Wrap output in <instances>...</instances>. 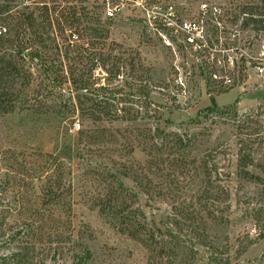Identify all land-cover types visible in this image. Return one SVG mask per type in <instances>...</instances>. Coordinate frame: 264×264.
<instances>
[{"label":"rangeland","instance_id":"obj_1","mask_svg":"<svg viewBox=\"0 0 264 264\" xmlns=\"http://www.w3.org/2000/svg\"><path fill=\"white\" fill-rule=\"evenodd\" d=\"M134 1L0 0L17 13L0 40V102L12 104L0 109V264L23 254L27 236L33 264H147V235L116 228L107 211L117 180L138 195L147 221L194 210L230 264H264V237L234 254L237 237L255 235L243 212L259 187L238 178L235 155L240 144L264 164V37L238 32L222 49L237 26L214 17L235 0ZM116 4L121 11L106 18ZM196 18L209 24H195L199 37L188 44L184 28ZM85 26L102 38L84 36ZM41 32L57 45L41 43ZM34 50L41 56L31 62ZM12 67L30 74L28 86ZM113 108L126 120L103 113ZM196 250L192 260L177 250L152 264H207Z\"/></svg>","mask_w":264,"mask_h":264},{"label":"trees","instance_id":"obj_2","mask_svg":"<svg viewBox=\"0 0 264 264\" xmlns=\"http://www.w3.org/2000/svg\"><path fill=\"white\" fill-rule=\"evenodd\" d=\"M101 4L102 6L106 7V0H101ZM228 5L230 6H226V9L223 11V13H218V16L214 17V19L216 18L215 22L224 20L230 27L237 26L235 35L228 33L227 37L225 38L224 44H222L223 50L232 47V43L237 41L236 35L238 32H250L254 35V37H264V0H235L234 3H232V1L228 2ZM3 8V6H0V21L5 23V27L1 28L0 26V40L2 39L1 37L9 36L15 31L14 19L17 16V13H9V11L6 12V10H3ZM203 9L206 10L208 8L204 7ZM212 9L215 10L214 8ZM213 10L208 11L212 12ZM198 19L199 18L194 19V23L192 24H209L208 22H202L201 19ZM38 25L39 24H36V27ZM43 32L47 34V32ZM82 32L84 33V36L88 35V38L90 39L102 38L101 32L95 27L85 26L82 28ZM44 33L41 32L40 34L43 35L40 41L41 43L47 42L49 44L52 43L53 45H57L55 39L52 38V36H45ZM19 35V33L16 34L15 41H18ZM21 51L22 49H18L16 54L22 55ZM27 55L29 61L31 62L40 60L41 56L38 50L28 52ZM1 63L2 60L0 59V64ZM2 70L3 67L0 66V72ZM12 71L14 73V77L21 81V88L30 84V74L21 72L14 67H12ZM87 84L88 83L86 82L81 84L79 89L86 92ZM95 84L96 83H93V85ZM99 89H102V87L99 86ZM105 94L110 96L114 95L115 93L112 92V89L108 88V90L105 91ZM144 94V97L148 96V92H145ZM0 103H2L0 109L3 111L12 108V104L10 105L3 102ZM210 104H214L212 100L210 101ZM103 113L107 115L111 121L126 120V117L121 114L123 113V110H118L117 108L106 109L103 111ZM156 130L157 127L153 129V132ZM98 132L99 135L94 136L95 139H99L101 137L102 131ZM147 132L150 133L149 130H147ZM153 132L151 133L152 136ZM140 135L141 134L138 133L140 139L142 141L145 140V138L141 137ZM148 139H150V136ZM166 149L170 150V147ZM235 161L236 175L238 178L249 183H253L259 187L255 193V196L257 197H255V204H251L250 207L248 206L249 208H246L243 212L244 216L249 218L252 222L255 235L250 237L248 234H244L236 238L234 254L236 258H239L249 247L264 237V164H254L252 150L250 148L243 147L240 144L236 150ZM251 169H256L258 174L252 172ZM130 181L140 193L146 196L148 195L146 189L147 186L144 183H141L139 176L136 174H131ZM226 198L227 195L224 196V204L226 202ZM226 208L227 205H225V209ZM107 211L111 217L115 218V220L112 222L116 228H122L123 230L126 229L129 231V233L135 236H141V234L147 235V240L149 242L147 264H152L155 262L157 255L165 254L166 256L170 257V255H172V253L177 250H180L183 254L182 256H186L188 260H192L195 258L197 253V247L206 250L207 254L205 256V261L207 264H230L227 252L220 251L216 248L214 249L212 246H210L209 242L207 243L204 224L201 219L197 218L198 214L194 210H190L191 212H184L183 210L179 209H169L167 213L159 216L158 219L155 220L151 218L149 221H147L144 212L141 210L140 206H138V195L133 191L132 188L124 186L120 180H117L115 188L112 187L109 191V197L107 199ZM71 232L73 231H70L69 235ZM32 233V228L30 227L29 234L32 235ZM30 240V236H27L24 243V248L21 249L23 254H21V252L20 254L18 253L15 256L12 264H33L32 257H27L29 253H32V248H29L32 247ZM78 262L79 261H76L75 264H80Z\"/></svg>","mask_w":264,"mask_h":264},{"label":"built area","instance_id":"obj_3","mask_svg":"<svg viewBox=\"0 0 264 264\" xmlns=\"http://www.w3.org/2000/svg\"><path fill=\"white\" fill-rule=\"evenodd\" d=\"M136 1L137 0L134 1V4L135 5L137 4ZM122 7H123L122 5L116 4V5L112 6L110 9L107 8L106 9V12H105V16L107 18L114 17L117 13H119L121 11ZM194 27H195V24L194 25L192 24V28H191V25L189 24L188 25V30L186 28H184L185 31H187L188 33H190V36L186 37V41H187L188 44H193L194 45V43H196L194 37H197V38L199 37V34L198 33L195 34V36L193 37V34H192L191 31H195V30H192V29H194ZM212 78L215 79V75H212ZM222 83L224 85L229 86L231 84V80L229 78H223V82ZM76 130H78V127L77 126H76Z\"/></svg>","mask_w":264,"mask_h":264}]
</instances>
